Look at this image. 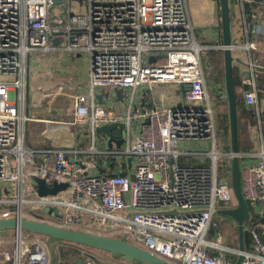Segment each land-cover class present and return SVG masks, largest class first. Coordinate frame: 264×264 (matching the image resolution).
<instances>
[{
	"label": "built area",
	"instance_id": "2783aa9c",
	"mask_svg": "<svg viewBox=\"0 0 264 264\" xmlns=\"http://www.w3.org/2000/svg\"><path fill=\"white\" fill-rule=\"evenodd\" d=\"M238 6L246 40L233 55L242 61L235 62L247 88L242 98L255 111L259 131L256 81L264 64L254 57H264V0H239ZM211 48L195 36L188 0H0V218L125 237L171 264H237L240 257V264H264L263 144L240 154V160H258L240 167L250 209L244 251L224 232L227 216L221 213L236 208L233 153L218 149L216 115L228 112V97L225 85L209 93L202 56ZM55 53L84 54L90 87L58 82L52 98L43 90L29 96L30 61ZM243 53L250 56L246 65ZM162 86L171 87L174 98L158 91ZM57 95L68 98L70 120L26 114L44 104L53 109ZM28 123L41 125L37 138L45 147L26 144ZM113 124L125 129L121 145L109 149L108 137H97V130ZM86 125L91 139L82 150L74 139L83 130L75 129ZM37 179L66 189L41 197ZM12 184L17 196L4 199L3 188ZM31 235L18 230L0 236V264H51L47 242ZM73 249L81 264H117L90 249ZM55 250L57 264H67Z\"/></svg>",
	"mask_w": 264,
	"mask_h": 264
},
{
	"label": "water",
	"instance_id": "95a60500",
	"mask_svg": "<svg viewBox=\"0 0 264 264\" xmlns=\"http://www.w3.org/2000/svg\"><path fill=\"white\" fill-rule=\"evenodd\" d=\"M61 2V0H56ZM222 15V36H223V52H224V68H225V87L228 97V115L231 151L233 158L231 161V185L232 191L237 201V207L233 210L222 212L221 214L230 217L237 223L239 250L245 249V231L244 224L250 215L249 206L244 198L241 189L240 179V138H239V115L238 100L234 83V67L235 62L241 63L239 59H235L233 55L232 40V19L230 0H219ZM188 85L182 87L183 96L186 94ZM125 125H108L97 130L108 137L109 149L114 142L121 145L119 138L123 134ZM118 138V140H116ZM38 193L41 197L56 196L60 191L66 189V185H55L49 188L43 180L37 179ZM23 230L34 235H39L47 239L51 253V264H57V253L55 250L56 243H68L89 249H94L111 254V258L120 259L130 264H171L135 245L127 242L126 238H111L98 235L95 233L79 232L70 229H63L50 224L19 218H0V236L7 237L11 231ZM242 257L239 258L237 264H240ZM77 264H81L78 261Z\"/></svg>",
	"mask_w": 264,
	"mask_h": 264
},
{
	"label": "rangeland",
	"instance_id": "374dc122",
	"mask_svg": "<svg viewBox=\"0 0 264 264\" xmlns=\"http://www.w3.org/2000/svg\"><path fill=\"white\" fill-rule=\"evenodd\" d=\"M147 3L150 4V0H147ZM239 0H230V9H231V19H232V28L234 29V26H236L237 23V16H238V11L240 12L239 6H238ZM58 13V12H56ZM240 23L241 19H240ZM40 59V62L35 61L32 59L29 63L28 66V71H29V88L28 90L34 91L36 89V86L32 82L33 77L35 78H44L45 83L47 86L50 84V86H46V91L48 94H51V98L55 94V91L51 89L52 85H55L58 82H63L67 85V87H71L73 83L76 84V86H85V88L90 87V82H89V73H88V60L87 57L82 54V56L76 57L75 55L70 56L67 53H62V54H45L43 56L41 55H36L33 57ZM202 61L203 65L205 68L206 73L208 72V56L204 55L202 56ZM152 63H156L154 60ZM45 69V70H44ZM71 70H75L74 73H72ZM43 76V77H42ZM44 80V79H43ZM35 87H34V86ZM59 87V85H57ZM38 88V87H37ZM34 89V90H31ZM109 91V90H108ZM158 91H167L173 98L175 93L172 91L171 87L169 86H162L158 88ZM110 92V91H109ZM68 93V91H66ZM29 94V93H28ZM30 95V94H29ZM30 98V97H29ZM56 100L59 102V107L63 109H69L70 107V102L67 97L57 95ZM30 104V102H29ZM51 104V103H50ZM52 106L55 105V103L51 104ZM69 106V107H68ZM65 113V112H64ZM68 115L69 113L66 112ZM26 114L28 113V109L26 111ZM228 115V112L225 114H222L221 112H217L216 115V137H217V142H218V149L223 152H230L231 150V140H230V128H229V122L228 120L225 119V117ZM70 118V117H69ZM57 120H65V116H62L61 118H58ZM41 126V125H40ZM40 126L35 123H29L27 124V134H26V144L28 146L32 145H37L38 143V136L39 133L38 131L40 130ZM116 160L115 157L111 158L112 163ZM247 158H244L241 160V165L244 163V161H247ZM193 164H195V161H192ZM220 168H222V164H220ZM3 198H15L17 196V189H16V184H12V189L10 190L8 186H5L3 188ZM8 207L6 206L5 209ZM29 210V209H28ZM55 217V215H54ZM85 221H89V219H85ZM226 229H229L230 231H224L226 235L230 236V232L233 231L232 228H234V238L238 241V228L237 225L233 227L234 220L231 219L230 217H226ZM87 227L91 230H98L99 225H96L95 227L88 226L90 223H86ZM14 231H12V234ZM232 236V237H233ZM31 237H37L35 235H31ZM231 237V236H230ZM47 241V239H43ZM232 245L233 242L231 243ZM58 246V249H60L59 254L61 258L67 260V264H76V258L77 255L75 254V251L73 249V244H68V243H56L55 247ZM102 260L105 259L109 262L112 263H117V264H130L127 262H124L120 259H114L111 258L108 255H103V254H97Z\"/></svg>",
	"mask_w": 264,
	"mask_h": 264
},
{
	"label": "crops",
	"instance_id": "0c3cea01",
	"mask_svg": "<svg viewBox=\"0 0 264 264\" xmlns=\"http://www.w3.org/2000/svg\"><path fill=\"white\" fill-rule=\"evenodd\" d=\"M188 9H189V18H190V21L193 25V28L195 31V36H196L197 40L199 41L200 44H202L204 46L212 47L205 55L208 56V53L210 51H221L220 47L223 46V36H222V29H221L222 15H221V7H220L219 0H188ZM240 13L241 12L238 11V16L236 18V20H237L236 26H234V29L232 28V40H233L234 46L242 45L243 43H245V40H246L244 31H243V24L240 23ZM263 32H264V28H261L260 33H263ZM257 39L261 40V39H263V37L258 36ZM240 56H241L240 58L243 59V62H245L244 64L246 65L247 64L246 62H249V60H250V56L248 54H245V53H243ZM234 57H238L236 53H234ZM254 58L256 60H258V62L260 64H264V57L263 58L262 57H254ZM207 67H208V72L206 73V75H207L208 86L210 89L209 93L211 96H213L216 91H214V87H213L214 85H211V82H209V67H210L209 63L207 64ZM236 67L241 68L237 65H236ZM71 71H72V73H74L75 70H71ZM28 74H29V71H28ZM28 74H27V83H28L27 84V91L29 94H35L38 90L46 91L45 90L46 86H47V84L45 83L46 77H44V78L33 77L32 82L36 86V89L35 90L31 89L34 91L30 92L28 90V88H29V76H28ZM51 83H49L48 86H50ZM256 91H257V96H258L259 110L264 113V73L259 75V77H257ZM28 113H29V115H32V116H35L38 118H51V119L57 120L58 118L65 116V120L71 119V117L66 113V109L59 107V102L57 100H56V104H55L53 109L48 108V106H46V104H44L43 106H38L36 108L35 107H32V108L28 107ZM221 113L226 115V111L225 112L222 111ZM261 118H262V115H261ZM225 119L228 120V122H229V115H227L225 117ZM248 121L249 120H247V123H248ZM250 127L248 126L249 129H248V134H247L249 144L246 147H243V148L240 147L242 154H249V153L256 152L260 149L262 144L264 145V133H263L262 125H261V128L259 129V131L257 130L258 129L257 123L251 124ZM75 130H77V131L83 130V132L82 131L80 132V136L78 138L74 139L75 147L82 149V150L87 149L89 139H91L89 127L86 125L82 128H76ZM103 136H105L103 133L97 132V137L102 138ZM38 140H39V138H38ZM47 144L44 143V145H40V143L38 141L37 145H32L29 147L41 148V147H45ZM196 147L197 146H194V148H196ZM247 159L248 160L244 161L243 164L257 163V161H258L256 158H247ZM62 191H65V189ZM55 210H57V209H55ZM55 214H57V211ZM226 231H230V230L226 229Z\"/></svg>",
	"mask_w": 264,
	"mask_h": 264
},
{
	"label": "trees",
	"instance_id": "16d2710c",
	"mask_svg": "<svg viewBox=\"0 0 264 264\" xmlns=\"http://www.w3.org/2000/svg\"><path fill=\"white\" fill-rule=\"evenodd\" d=\"M249 5H246V9L248 11ZM208 63H209V82H211V85H225V68H224V52L223 51H210L208 53ZM234 83H235V91L237 95V100H238V115H239V138H240V147H246L248 146V123L247 120L250 118L253 123H256L255 120V111L254 110H248L245 105L244 101L242 98V90L247 89L246 87H243L240 76H239V68L234 67ZM262 118V128H263V133H264V113L261 112ZM231 178V174H230ZM233 202L235 207H237V201L234 196L233 191H231ZM233 231L230 232V240L231 243L233 242L234 247L237 245V240L234 238V228H232ZM12 234V231L10 232ZM34 235V234H32ZM39 238L46 239L42 236L35 235ZM233 236V237H232ZM250 240V236L245 234V243L247 244ZM85 248V247H84ZM89 249V248H87ZM92 251L97 252L98 254H103V255H108L111 257V254L90 249ZM136 264V263H134Z\"/></svg>",
	"mask_w": 264,
	"mask_h": 264
}]
</instances>
